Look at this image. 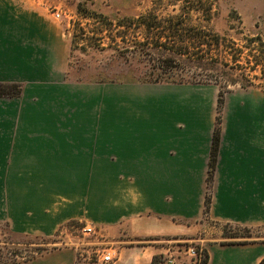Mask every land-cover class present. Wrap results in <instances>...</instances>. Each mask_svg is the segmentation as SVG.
Masks as SVG:
<instances>
[{
    "label": "crops",
    "instance_id": "crops-1",
    "mask_svg": "<svg viewBox=\"0 0 264 264\" xmlns=\"http://www.w3.org/2000/svg\"><path fill=\"white\" fill-rule=\"evenodd\" d=\"M57 34L23 0H0V84L20 86L0 96V222L22 236L50 237L71 221L97 227L112 257L97 264H150L194 241L206 264L263 261L264 242L195 237L203 218L264 228V92L225 95L205 216L217 88L71 84ZM74 257L57 250L21 264Z\"/></svg>",
    "mask_w": 264,
    "mask_h": 264
},
{
    "label": "rangeland",
    "instance_id": "rangeland-1",
    "mask_svg": "<svg viewBox=\"0 0 264 264\" xmlns=\"http://www.w3.org/2000/svg\"><path fill=\"white\" fill-rule=\"evenodd\" d=\"M195 1L23 0L44 14L48 25H52L58 33L65 80L71 84L193 82L215 86L216 82L217 90L226 91L225 98L228 92L241 88L238 83L228 86L224 83L240 78L242 82H253L254 86L246 90L258 89L263 92L261 67L258 66L255 71H250V68L255 59L264 62V0H201L203 3L214 4L210 14L181 11L185 2L191 5ZM56 14L59 16L56 17ZM141 17L143 20L139 19ZM169 17L174 24L179 19L184 20L183 29L194 27L200 30L203 35H207V42H213L218 36L222 43L231 48L224 56L213 54L206 59L209 61L207 64L219 65L218 72L205 71L193 62L194 58H179L146 47L147 43L158 41L156 37L166 36L165 20ZM145 22L152 23L150 25L154 29L147 31L142 25ZM236 49H241L242 54L235 56ZM232 58L237 60L236 63H233ZM235 64L239 65L236 71L231 68ZM240 73H244L242 78ZM255 76L256 79L253 78ZM222 110L223 106L221 113ZM201 221L204 224L196 240L264 242V228L248 229L215 224L205 218ZM105 235L106 232L97 227L71 221L59 227L50 237L22 236L13 233L8 223L0 222V263L21 264L53 251L69 250L74 253V264H97L100 253H111V245ZM234 235L237 236L231 238ZM204 244L194 241L180 245H189L199 253L201 249L204 250ZM182 259L183 264L199 263L186 255H182Z\"/></svg>",
    "mask_w": 264,
    "mask_h": 264
},
{
    "label": "trees",
    "instance_id": "trees-1",
    "mask_svg": "<svg viewBox=\"0 0 264 264\" xmlns=\"http://www.w3.org/2000/svg\"><path fill=\"white\" fill-rule=\"evenodd\" d=\"M190 3L185 2L182 6H181V11L184 13H189V12H195V13H202V14H210L214 4L211 3H203L201 0H197L194 3H192L191 5H189ZM140 20H143V18H139ZM156 19V18H155ZM155 19H152L155 21ZM153 21V22H154ZM150 22V20L148 21ZM166 23V27H164L165 29V33L166 36H161V37H156V39L158 41H155V43L151 44V43H147L146 47L147 48H155L156 50H162V52L171 54V55H175L179 58L185 56V57H190V59H193V62L198 64V66H200V68L203 67V69L205 71H212L215 70L218 72V64H207L208 62L206 61V59L210 56L215 54V56H220L224 54H228L227 52H230L228 50L229 47H227V45H225V43H222L219 39L218 36H216L215 40L211 43L207 42V35H203L201 32H199L200 30L195 29L194 27L189 28L188 30L183 29L184 28V20L179 19L178 21L174 23H172V18H168L167 20H165ZM170 22L172 24H170ZM179 22V23H177ZM152 23H143L142 25L145 26V28L147 29V31H150L152 29H154L153 25H150ZM197 30V31H196ZM145 45V44H144ZM236 55L237 54H242V50L241 49H236ZM263 53V51H262ZM256 57V56H253ZM261 57V56H259ZM258 58V57H257ZM233 63H236V59L232 58ZM262 59L259 60L255 59L253 61V66L250 68V71H255L257 69L258 66L261 67L260 70L261 73H263V77H264V62H261ZM239 65H234V67L232 66V70L236 71L238 69ZM225 68V67H224ZM231 68H229L231 70ZM241 74V78L244 76V73H240ZM214 77H218V76H214ZM253 78H257L256 76ZM243 79H234L231 80L228 83H224L226 86H228L229 84L231 85H235V84H239L241 89H247L250 87H253L254 84L251 80H246V81H240ZM192 84H200V83H193ZM215 86H217L216 82L214 83ZM10 89V90H8ZM228 92V91H227ZM264 92V91H263ZM226 93V91L224 92L223 90H218V94H217V108H216V122H215V129H214V133H213V140H212V147H211V154H210V159L208 162V175H207V192H206V196H205V201H204V211L203 214L206 216L208 214L209 211V206H210V188H211V182H212V177H213V172H214V167H215V159H216V151H217V146H218V142H219V124H220V113H221V109L224 103V94ZM20 94V86L16 85V84H0V96H16ZM247 231V229H244ZM237 235L232 236L231 238H235ZM229 244H245V241L242 242H228ZM201 254L202 259L199 261L198 264H206L207 262V254L205 252V250L201 249V251L199 252ZM162 262V255H157L154 256L151 263L150 264H161ZM259 264H264V260L261 261Z\"/></svg>",
    "mask_w": 264,
    "mask_h": 264
},
{
    "label": "built area",
    "instance_id": "built-area-1",
    "mask_svg": "<svg viewBox=\"0 0 264 264\" xmlns=\"http://www.w3.org/2000/svg\"><path fill=\"white\" fill-rule=\"evenodd\" d=\"M59 15L56 14V17ZM162 255V262L161 264H183L181 262L182 255H186L189 258H192L194 261L201 260V254L196 252L191 246L189 245H180V244H173L171 247H167L165 252L160 254ZM98 260L101 263H109L112 261L111 253H100L98 255Z\"/></svg>",
    "mask_w": 264,
    "mask_h": 264
}]
</instances>
